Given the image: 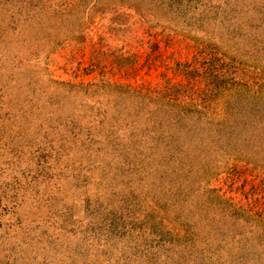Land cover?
Returning a JSON list of instances; mask_svg holds the SVG:
<instances>
[{
  "label": "rangeland",
  "instance_id": "374dc122",
  "mask_svg": "<svg viewBox=\"0 0 264 264\" xmlns=\"http://www.w3.org/2000/svg\"><path fill=\"white\" fill-rule=\"evenodd\" d=\"M0 264H264V0H0Z\"/></svg>",
  "mask_w": 264,
  "mask_h": 264
},
{
  "label": "trees",
  "instance_id": "16d2710c",
  "mask_svg": "<svg viewBox=\"0 0 264 264\" xmlns=\"http://www.w3.org/2000/svg\"><path fill=\"white\" fill-rule=\"evenodd\" d=\"M247 231H251L250 229H247Z\"/></svg>",
  "mask_w": 264,
  "mask_h": 264
}]
</instances>
